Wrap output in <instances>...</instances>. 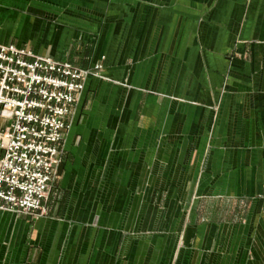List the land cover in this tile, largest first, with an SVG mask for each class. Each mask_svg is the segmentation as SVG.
I'll return each mask as SVG.
<instances>
[{
  "label": "crops",
  "instance_id": "1",
  "mask_svg": "<svg viewBox=\"0 0 264 264\" xmlns=\"http://www.w3.org/2000/svg\"><path fill=\"white\" fill-rule=\"evenodd\" d=\"M199 4L140 12L132 40L108 22L100 44L77 29L42 42L43 24L36 46L1 43L83 68L105 56L118 81L131 70L132 91L87 80L68 144L95 95L100 123L79 131L133 133L148 151L66 159L47 216L0 210V264H264V0ZM130 225L164 235L126 240Z\"/></svg>",
  "mask_w": 264,
  "mask_h": 264
},
{
  "label": "built area",
  "instance_id": "2",
  "mask_svg": "<svg viewBox=\"0 0 264 264\" xmlns=\"http://www.w3.org/2000/svg\"><path fill=\"white\" fill-rule=\"evenodd\" d=\"M88 75L27 47L0 44L1 210L45 211L69 119Z\"/></svg>",
  "mask_w": 264,
  "mask_h": 264
},
{
  "label": "rangeland",
  "instance_id": "3",
  "mask_svg": "<svg viewBox=\"0 0 264 264\" xmlns=\"http://www.w3.org/2000/svg\"><path fill=\"white\" fill-rule=\"evenodd\" d=\"M181 1L186 0H0V44L4 43L6 38H8L9 40L18 41V38L20 37L23 38V40L27 43H32L31 45L36 46L39 42L37 41L39 37L36 36V31L38 30V27H41V24L45 26V33L47 32V30L52 33L49 39H47L46 36H44V38L41 36L40 41L42 42H49L54 36L56 37V35H58V33L60 32V34L63 33L66 35L67 33H69V30L77 29L79 32V44L80 42H83L86 38L93 39L95 41L94 44H100L102 42V38L104 37V33L107 31L106 24L108 22L120 23V30L124 31V34L127 36H125L126 40L127 38H129V40H132L135 30V26L133 25V17L138 18L140 12L149 13L153 9L161 11L162 9H167L172 5L175 6ZM212 1L213 0H187L189 5L193 7H196L198 3H202L199 5H202L206 10L208 9V6L211 5ZM237 12L238 15L241 14L243 12L242 8L238 6ZM112 31L114 32L113 36H115L118 32V30H116L115 28H113ZM65 35H62V40L67 38ZM112 38L114 39L115 37ZM237 40L240 39L238 38ZM211 41L212 39L210 36L208 42ZM84 43L86 44L87 42ZM125 45L127 48L129 45H131V41L129 44L126 43ZM81 46L83 47L84 45ZM129 49L131 51L132 46H129ZM39 52L37 53L36 51L35 53L41 56H49ZM66 54V59L69 60H57L72 63L70 62L69 57L70 52H66ZM105 60L106 57L104 56L89 68L79 67L74 63L72 64L79 67L80 69H83L84 71L89 72L86 82L90 78H94L103 83H110V85L119 86L125 89H129L131 91L134 90L135 87L128 83V76L131 70H129L126 79L118 81L115 76L106 73ZM84 91L80 95V98L77 103L74 105L72 115L75 114L78 105L82 102ZM94 97L95 95L91 96L93 102L92 108L98 107V104L95 103ZM91 109L85 108V113L80 116V119L77 122V125L75 126V128L77 129L76 133L73 134L74 138L72 142H70L69 146V136L72 128V123L70 122L71 128L66 133L65 140L61 145V163L58 167L57 176L53 180V183L50 187V191L48 193V197L44 202L45 211L37 215L28 216H33L36 219H39L43 216H47L49 214V210L46 207V203H49L50 201H54V203H56L59 199H61V194L58 189V181L61 176L62 165L65 163L66 159L113 158L112 162H114L115 157L131 159L134 155V151H138L139 156H143V153L145 151H148L147 148H141L140 150L138 148L133 149L132 143L129 142V135H133V133L131 134L125 132L126 136H122L117 142L116 132L113 133L109 131L108 133H100V131L93 132L91 130L87 133L80 132V126L86 127V129H88V125L91 126L93 125V123H100V118L96 117L95 112L90 113ZM86 112H88V114ZM101 134L109 136L106 140H104V137L101 136ZM87 135L89 137H87ZM116 145L118 147H115ZM147 229L148 228L138 229V227H131L130 225L128 228L125 229L124 238L126 240H131L128 239V237L134 238L138 235H144L146 237L164 235L163 229H150V232L149 229ZM140 230L142 231V233H140ZM154 231L156 233H154ZM127 244L128 243H126V245ZM115 262V260H110L109 264H115ZM128 262L129 261H127V264ZM70 263L71 262L64 261L63 258L60 262V264ZM75 264H85V262L84 260H77Z\"/></svg>",
  "mask_w": 264,
  "mask_h": 264
}]
</instances>
